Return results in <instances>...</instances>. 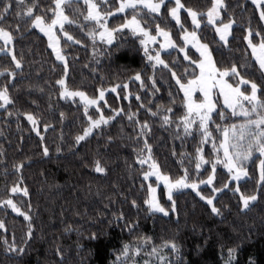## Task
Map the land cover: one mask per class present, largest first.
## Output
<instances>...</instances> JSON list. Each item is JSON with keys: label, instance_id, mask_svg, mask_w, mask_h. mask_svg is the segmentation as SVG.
<instances>
[{"label": "trees", "instance_id": "1", "mask_svg": "<svg viewBox=\"0 0 264 264\" xmlns=\"http://www.w3.org/2000/svg\"><path fill=\"white\" fill-rule=\"evenodd\" d=\"M110 2L112 5L117 4L115 0ZM226 2L236 19L237 40L230 48L219 50H215V43H210L214 49V58L222 64L232 60L239 62L244 55L245 45L240 40L242 29L239 26L246 27L250 16L254 28L261 25L258 14H253L250 4L244 8L237 6L243 4L244 0ZM182 3L199 10H206L208 6L207 0H182ZM48 6L50 0H38L35 14H42L40 9ZM76 7H79V12L74 11ZM65 12L70 19L77 21L72 25L66 24L65 30L74 40L80 41L79 44L69 42L59 31L61 47L69 63L68 87L97 97L101 88L110 89L128 84L127 89L121 87L116 93L106 92L109 107L123 108L125 113H137L141 123L145 120L149 122L152 127L150 143L161 171L173 179L178 178L182 174L177 164L179 153H194L195 141L186 140L182 148L181 140L175 138V123L162 126L158 117L152 118L147 112L148 108L155 111L157 104L171 106L173 114L170 115L179 123L185 110L181 106L183 94L176 93L174 80L170 81V88L167 78L160 79L161 66L158 65L155 78L160 92L153 96L151 81L148 79L153 75V70L143 54L138 35H133L129 30L116 33V39L111 45L97 44L100 55L94 57L93 44L87 34L94 24L84 20L87 6L79 1L78 5H65ZM146 12V9L140 10L138 16L143 18L142 22L147 20L148 23L143 22L144 25L154 31L155 24L151 23ZM47 15L51 16V13ZM131 15V10L125 14H116L109 20V26L116 28ZM181 16L183 19L186 13L182 12ZM168 19L167 24L159 21L162 27L172 28L174 22ZM15 22L13 13L9 23L15 27ZM172 38L179 43L174 28ZM215 39L213 33L206 37L207 41ZM47 45V37L38 30L29 31L22 25L21 33H17L16 48L24 55L25 67L23 75L17 78L15 88L10 91L17 98V108L37 113L43 122L52 127L45 133L41 126V134L45 136V141L41 142L30 131L31 126L25 120L21 119L18 129L14 118L6 120L0 113V151L4 153L0 160L5 161L0 163V197L8 194L6 190L16 180L12 174L13 164L25 161L23 186L29 189L30 196L12 198L22 211H27V202L30 201L34 220L33 238L28 242L25 253L18 257L6 254L0 246V264H227L230 250L234 253L231 264H264V196L250 210L242 211L238 207L237 197L226 192L215 202L223 215L214 216L195 193L184 190L174 194L177 214L170 217L161 214L153 216L148 214L144 204L149 182L143 181L141 169L134 163L135 145L129 139L133 135V125L126 115L117 117L102 132L97 131V134L80 145L75 144L74 138L82 134L87 120L79 101L72 104L59 99V86L55 81L61 78L63 67L55 60ZM163 58L172 67L176 55L173 53L169 56L165 52ZM4 63L0 60V67ZM183 63L187 64L186 61ZM256 67L253 62V69ZM136 73L141 74L148 91L140 87L139 81L130 79ZM164 75L169 77L170 73L165 70ZM41 88L43 92L39 91ZM169 90L173 92V97L168 96ZM126 95L129 96L127 100L124 99ZM137 95L141 97L140 101L135 99ZM173 98L175 104L170 103ZM31 101H36V104ZM141 103L144 104L143 108L140 107ZM103 110L106 116L111 114L108 108ZM61 112L64 113L63 120L59 116ZM89 112L96 118L94 108H90ZM213 117L220 123L215 113ZM235 121L233 119L226 123ZM210 127L214 130V125ZM213 134L218 136L215 131ZM44 146L49 148L47 157L42 155ZM57 147L61 149L59 153ZM173 148L177 152L176 157L172 156ZM205 152L211 158L210 148L206 146ZM95 159L103 162L107 169L105 175L93 170ZM249 167L254 178L242 182L246 195L253 193L258 176L255 166ZM226 180L224 170L218 169L217 186ZM204 194L210 195L211 192L205 189ZM132 201H136V207L132 206ZM160 201L167 206L163 188L160 189ZM121 215L123 219H118ZM0 219L6 221L8 229L0 230V237H6L11 242L14 233L19 243L27 222L10 208L3 207H0ZM143 238H148L150 242L144 243ZM173 239L179 247L178 256L172 254L170 248L152 254L153 247L159 248L164 241ZM125 245L129 247L127 255L123 254ZM57 249H60V254H57Z\"/></svg>", "mask_w": 264, "mask_h": 264}, {"label": "snow or ice", "instance_id": "2", "mask_svg": "<svg viewBox=\"0 0 264 264\" xmlns=\"http://www.w3.org/2000/svg\"><path fill=\"white\" fill-rule=\"evenodd\" d=\"M101 2L108 4L110 0H101ZM74 3L78 5L79 0H50V6L40 9L42 14H35L38 9V0H0V60L6 62L3 67H0V80H2L0 82V113L3 118L9 121L14 118L18 129L21 126V119L25 120L31 126L30 131L34 132L41 142L45 141V136L41 134V126L45 133L52 127L43 122L42 117L37 113L17 108V98L10 91L15 88L17 78L24 73V55L16 48L17 33H21L23 25L29 31L35 29L47 37L48 48L52 50L55 60L63 67L61 78L55 81V84L59 86V99L72 104L79 101L83 107L87 126L82 134L75 136L76 145L94 136L97 131L102 132L105 126L122 115H126L133 125V135L129 139L135 145L133 147L136 157L134 163L141 169L143 181H149L154 177L156 185L153 186L152 183L147 185V198L144 204L148 214L153 216L161 214L164 217L177 214L174 194L184 190H191L195 193L199 200L210 208V214L214 216L223 215L221 208L215 202L226 192H231L237 197L238 207L242 211L250 210V207L264 196V0H244L243 4L237 5L244 8L250 4L253 14H258L261 25L254 28L250 16L246 27L239 26L242 29L240 40L245 45L244 55L239 62L232 60L227 64L216 60L213 54L214 49L210 47V43H215L217 45L215 50L230 48L231 44L237 40L236 19L229 11L226 0H207L206 10L188 7L182 3V0H121L116 12L125 13L131 10V19L126 18L119 27L112 29L108 27V17L115 13L102 14L99 5L94 0H83L84 5L87 6V15L84 16V20L94 24L87 33L93 44L94 57L100 55V50L97 48L98 43L111 45L115 39V33L130 30L133 35L139 36L143 54L153 70V75L148 78L151 81L152 95L160 92L155 78L158 65L161 66L160 79L167 78L170 88L172 87L170 81L174 80L176 93L183 94L181 106L185 111L179 118V123H176L170 115L173 114L171 106L157 104L155 111L151 108L147 109L152 118L160 119L162 126L175 123V138L181 140L182 148L186 140L195 141L194 153L187 151L179 153L177 164L182 174L175 179L161 171V166L153 155V146L150 143L152 127L149 122L145 120L141 123L137 113H125L123 108L112 109L108 105L105 98L106 91L116 93L118 88L127 89L128 84L116 85L111 89L101 88L95 98H90L85 91L70 90L68 87L69 63L66 56L62 54L56 30L63 33L67 41L80 43L65 30L66 24L77 23L70 19L64 10L65 5L72 6ZM145 9L148 19L155 24V35L142 26L143 18H137L139 11ZM74 11L79 12V7H76ZM182 12L186 13L183 19ZM13 13L16 18L15 27L9 23V18ZM47 13H51V16ZM168 18L174 22L172 28L178 34L179 43L172 38V28L162 27L159 22L163 21L167 24L169 23ZM143 22L148 23L147 20ZM209 33H213L216 37L214 41L206 40ZM158 37L162 38V42L158 41ZM156 44L159 45L158 49L151 47ZM162 51L169 56L175 53L176 59L172 61V67L161 59ZM184 61L187 64H184ZM253 62L257 66L255 69H253ZM173 68L176 70L174 71ZM180 69L183 71L181 72ZM165 70L170 73L169 77H165ZM130 79L139 81L140 87L148 91L140 73H136ZM39 91L43 92V89ZM197 93H200V98H196ZM168 96L173 97L171 90L168 91ZM124 99H129V96H124ZM135 99L140 101L141 97L137 95ZM101 102L103 108L109 109L110 115H105ZM31 103L35 105L36 101H31ZM170 103L175 104V98ZM140 107L143 108L144 104L141 103ZM90 108H94L96 118L90 114ZM214 113L220 123L214 119ZM59 116L63 120L64 113L61 112ZM233 119L236 122L226 123ZM210 125H214V130ZM214 131L218 136L213 134ZM109 142H111V137H109ZM206 146L210 148L211 158L206 156ZM56 151L59 153L61 149L57 147ZM3 155L4 153L0 151V157ZM42 155L46 157L49 155L47 146L43 147ZM172 156H177L175 148L172 150ZM0 163H5V161L0 160ZM250 165L255 166L258 176L253 193L246 195L242 189V182L246 183L254 178L249 170ZM25 167V161L13 164L12 174L16 176V180L6 190L8 194L0 197V207L10 208L12 212L22 216L27 222L26 230L19 243L14 233L11 242L6 237H0V246L3 247L4 252L17 257L25 253L34 233L31 202H27V211H22L12 198L13 196H30L29 189L23 186ZM218 169H223L227 177L226 182L221 186H217ZM93 170L101 175L107 173L100 159L94 160ZM205 176L206 178H202ZM160 185L166 193L167 206L161 203L157 196ZM141 187L143 188L144 185L142 184ZM205 189H209L211 194L205 195ZM132 206H137L136 201H132ZM118 219H123V216L121 215ZM0 230H8L4 219H0ZM131 230L130 227L129 231ZM143 239L144 243L150 242L148 238ZM166 248H170L175 256L179 255V247L174 239L164 241L159 248L153 247L152 254H157ZM128 250V245H125L123 254L127 255ZM57 254H60V249H57ZM233 258L234 253L230 250L227 264H231Z\"/></svg>", "mask_w": 264, "mask_h": 264}, {"label": "rangeland", "instance_id": "3", "mask_svg": "<svg viewBox=\"0 0 264 264\" xmlns=\"http://www.w3.org/2000/svg\"><path fill=\"white\" fill-rule=\"evenodd\" d=\"M79 1H83V0H79ZM110 1H112V0H110ZM115 1H117V4L116 5H112L111 4V2H109L108 4H103L102 2H101V0H94V2H96L98 5H99V10L101 11V13L102 14H104L105 12H113V13H115V15L116 14H125V13H117L116 12V8H118L119 7V4H120V2H121V0H115ZM102 6H103V8H102ZM64 10H65V6H64ZM65 14H66V12H65ZM67 15V14H66ZM114 15H112V16H109L108 17V27L110 28V29H112V27H110L109 26V20L113 17ZM127 19H131V16H128V17H126ZM137 18L138 19H140V17L139 16H137ZM125 22V21H124ZM123 22V23H124ZM122 24V23H121ZM120 24V25H121ZM120 25H118L117 27H119ZM142 26H144V27H146L145 25H144V23L142 22ZM116 27V28H117ZM146 28H148V30L150 31V33L152 34V35H155V30L153 31V30H151L150 29V27H146ZM127 30V29H126ZM130 31V30H129ZM56 34H57V38L59 39V41H60V48H61V51H62V54H64V52H63V49H62V47H61V37H60V34H59V30L57 29L56 30ZM115 35V39H116V33L114 34ZM115 39H114V41H115ZM174 40V39H173ZM113 41V42H114ZM158 41H160V42H162V38H160V37H158ZM175 41V40H174ZM151 47H155V48H157L158 49V47H159V45L158 44H156V45H152ZM163 53H165V52H161V59H164L163 58ZM65 55V54H64ZM111 89V88H110ZM70 90H73V89H70ZM107 92V91H106ZM87 94V93H86ZM88 95V94H87ZM89 96V95H88ZM90 98H95V97H91V96H89ZM196 98H200V93H197L196 94ZM221 103H222V101H221ZM213 116H214V114H213ZM236 122V121H235ZM250 166H252V165H250ZM250 168V167H249ZM149 183H152L153 184V186H156L155 185V180H154V177L153 178H151L149 181H148ZM161 188H163V186L162 185H160V187L158 188V190H157V196H158V198L160 199V189ZM165 195H166V193H165ZM162 203V202H161Z\"/></svg>", "mask_w": 264, "mask_h": 264}]
</instances>
